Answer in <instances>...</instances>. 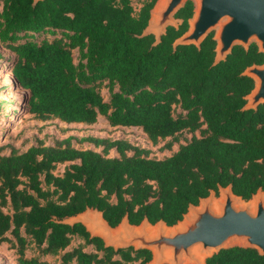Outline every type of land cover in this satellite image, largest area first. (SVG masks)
Returning a JSON list of instances; mask_svg holds the SVG:
<instances>
[{"label": "trees", "instance_id": "obj_1", "mask_svg": "<svg viewBox=\"0 0 264 264\" xmlns=\"http://www.w3.org/2000/svg\"><path fill=\"white\" fill-rule=\"evenodd\" d=\"M156 1L136 11L133 0H0V47L10 52L15 84L28 90L30 113L87 125L103 116L112 127L140 128L155 144L173 138L169 148L192 133L162 159L127 139L92 135L79 139L91 148L68 136L0 149V242L12 244L19 264H146L150 250L107 247L64 220L93 208L112 226L126 214L134 224L148 217L173 225L219 186L232 184L244 199L264 190V103L243 110L254 81L242 74L264 53L256 43L236 45L213 65L212 34L200 48L174 49L191 0L177 13L182 23L153 46V35H139ZM206 264H264V255L235 246Z\"/></svg>", "mask_w": 264, "mask_h": 264}, {"label": "water", "instance_id": "obj_2", "mask_svg": "<svg viewBox=\"0 0 264 264\" xmlns=\"http://www.w3.org/2000/svg\"><path fill=\"white\" fill-rule=\"evenodd\" d=\"M38 2L40 0H34ZM189 0H157L150 12L148 25L139 37L153 35L158 45L168 26L178 27L182 19L177 13ZM193 15L188 29L173 42L194 44L198 48L212 34L216 42L213 65L226 60L234 46L248 49L256 43L264 53V0H191ZM254 81L245 96L243 110L258 109L264 103V62L247 66L242 72ZM64 222L83 224L91 236H98L105 246L148 249L152 258L146 264H206V260L235 246L255 248L264 255V190L259 188L249 199L233 191L232 184L219 186L191 203L181 220L168 225L163 219L151 223L145 217L139 224L131 223L126 214L112 226L103 212L88 208L68 217Z\"/></svg>", "mask_w": 264, "mask_h": 264}, {"label": "rangeland", "instance_id": "obj_3", "mask_svg": "<svg viewBox=\"0 0 264 264\" xmlns=\"http://www.w3.org/2000/svg\"><path fill=\"white\" fill-rule=\"evenodd\" d=\"M146 0H133L136 11L140 9ZM3 54L0 59V149L2 153H9L14 147L19 151H24L38 140H43L46 144H54L57 140L74 136L72 144L77 148H91L92 144L80 142L79 139L85 136L110 137L113 139L123 138L129 140L134 145L150 151V156L162 159L171 155L178 149L179 144L190 138L192 133L183 132L179 134L178 140L173 142L171 148L167 147L168 141L173 138L160 140L153 143L146 133L138 127H112L107 120L100 116L97 123L87 125L83 123H66L58 118L42 120L28 111L25 96L28 90L15 84L13 72L9 64L10 52L0 47ZM103 93L107 95V91ZM113 155L114 152L111 151ZM64 165L59 167L62 172ZM12 237V235H9ZM78 240L73 242L76 245ZM35 252L30 248L27 255L31 256ZM53 261L54 257H45ZM0 264H19L16 249L8 241L0 242Z\"/></svg>", "mask_w": 264, "mask_h": 264}]
</instances>
